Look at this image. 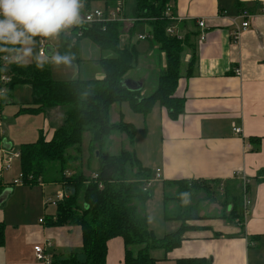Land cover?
Here are the masks:
<instances>
[{"label":"crops","instance_id":"obj_1","mask_svg":"<svg viewBox=\"0 0 264 264\" xmlns=\"http://www.w3.org/2000/svg\"><path fill=\"white\" fill-rule=\"evenodd\" d=\"M88 1L91 11L100 10L93 9L96 8L94 1L105 7L100 10L103 12H112L117 7L107 8L106 0ZM122 1L118 7L122 10L119 16L126 20L122 30V44L125 45L128 43L126 39L132 34L130 32L135 18L134 9L132 16L127 17V0ZM244 12L250 16L251 26L239 39L234 40L233 34L240 28L243 21L241 15ZM171 14L179 23L177 30L180 37L191 32H196L199 36L195 38L196 62L191 75L182 76L175 92L176 98L184 100L181 115L172 120L167 110L156 104L149 116H144L147 117L146 122L149 119L148 124L151 122L161 135L159 160L154 168L146 166L154 169L151 170L153 178L155 177L147 186L151 193L148 202L155 206L154 199H158L154 213L147 215L149 227L158 239H162L181 226L180 221H167L165 218L164 194L174 195V190L165 189V182L215 181L221 183L222 189L226 182H238L244 190L248 185L249 193L244 199H250L251 205L243 222H234L229 217L231 200L228 202L221 189L215 196L218 202L198 206L199 220L185 222L187 226L195 228L185 231V240L180 247L168 253L164 249H156L150 254L158 260L157 264H176L177 260L187 258H206L208 264H264V0H176L171 6ZM202 20L205 21L204 28L198 26V22ZM203 32L206 39L201 42L200 36ZM61 34L58 45L55 44L56 38L54 42L48 39L47 60L59 53L63 43ZM63 34L66 41L73 37L74 41L70 44L76 48V56L70 65L55 64L54 76L69 68H77L78 71L83 62L88 61L93 66L96 77H99L98 80L103 79L99 61L110 54L102 53L97 47L94 57L83 61L79 51L91 49L87 43L90 40H78L73 34ZM139 36L147 34L140 33L138 39ZM140 41L144 43L136 44L139 50L138 61L124 81L132 82L131 86L137 82L142 83L140 92L145 97L156 90L157 78L161 67L164 70L165 65L157 46L153 48L148 41ZM34 46L37 49V43ZM36 54L39 57L38 50ZM35 62L38 60L32 56L26 64ZM8 64H4L0 58V77L2 71L8 70ZM184 72L185 67L183 74ZM18 90L19 87L11 95ZM7 92L6 90L5 94ZM5 94H0V108L4 104ZM18 106L20 108L15 117L8 118L10 112H6V109L0 112V170L9 147L12 152L15 145L32 143L27 142L31 139L28 138L29 134L32 137L34 134L39 138L42 135L50 139L64 122L65 107L52 108L39 115H29L20 113L22 107H26L25 104L20 102ZM4 115L8 120H3ZM28 116H34L29 117L33 118V127L31 131L28 128L21 130L24 126L22 119ZM234 128L241 129V134H236ZM252 138L260 139L258 150L250 142ZM158 170L160 178L156 179ZM15 177H11L6 171L0 179V224L5 225V242L0 247V264H48L37 260L34 252L35 247H44L48 242L52 244L46 251L49 264H59V261L67 259L71 254L79 256L78 251L82 248L79 227L48 228L40 222L46 216L56 214V207L49 212V205H45V200L51 197L50 192L57 189L48 188L46 184L16 187ZM242 179H246L245 185L241 182ZM55 185L61 187L59 184ZM232 186L233 184L229 187ZM226 201L230 203L227 213L220 205ZM170 208L173 212L175 203H171ZM31 210L38 215L37 221L33 223L28 220ZM124 258L123 240H110L106 264H124Z\"/></svg>","mask_w":264,"mask_h":264},{"label":"trees","instance_id":"obj_2","mask_svg":"<svg viewBox=\"0 0 264 264\" xmlns=\"http://www.w3.org/2000/svg\"><path fill=\"white\" fill-rule=\"evenodd\" d=\"M175 1L135 0L133 17L136 20L132 29L139 23L150 26L145 40L153 48L157 46L165 65L157 78L156 90L149 96L130 92L122 85L139 58L136 44H122L123 22L95 23L86 27L83 36L77 38L88 39L101 51L110 54L99 61L104 74L101 80L55 79V63L50 59L42 67L38 66V62L23 65L9 63L8 70L1 72L2 76L9 78L5 85L8 92L4 98L18 87H29L31 90L32 101L29 106L22 107L20 113L39 115L52 108H66L64 122L51 139L41 135L36 142L21 144L19 148L20 180L24 186L59 184L67 195L57 203L56 214L45 217L44 226H76L81 229V250L85 260L81 261L77 254H71L59 264H106L108 242L115 238H121L124 242V264H157L158 260L151 256V251L164 249L168 253L180 247L185 240V231L195 228L187 226L185 222L200 219L198 205L189 204L192 196L203 190L210 202H218L215 196L222 189L220 182H165V189L174 190V195L164 194L165 218L167 221H180L181 226L177 231L158 239L149 227L145 213V205L151 199L147 186L153 179L152 170L142 164L134 151L122 150L118 155H112L103 150V143L115 133L126 135L130 143L139 133L145 134L144 130L138 131L134 125L124 122L122 116L119 122L113 123L110 111L115 104L127 102L133 112L143 116H147L158 104L167 110L172 120H176L183 111L184 100L176 98L175 92L182 76L191 75L196 62L195 38L199 35L196 32L183 37L178 35L177 28L180 26L171 14V6ZM122 2L106 0V7H118ZM168 9L170 15L167 14ZM82 11H91L88 0H84ZM132 29L130 33L134 32ZM168 29H173V34L168 33ZM60 38H63V33ZM70 38L67 43L63 39L58 54H69L74 60L76 48L70 44L74 41L72 36ZM39 39L34 38V43ZM84 133L91 136L88 162H98L96 179L86 176L82 171L68 169L73 161L68 151L75 149L81 152ZM250 142L258 150L260 139L252 138ZM229 184H233L232 188ZM223 186L221 192L228 202L231 200L232 205L229 217L241 224L244 220V196L249 193V187L246 185L244 190L238 182H226ZM184 193L187 196H182ZM228 202L220 203L225 213L230 204ZM171 203H175L173 212ZM4 242L5 225L2 223L0 247ZM176 264H208V261L206 258H187L177 260Z\"/></svg>","mask_w":264,"mask_h":264},{"label":"rangeland","instance_id":"obj_3","mask_svg":"<svg viewBox=\"0 0 264 264\" xmlns=\"http://www.w3.org/2000/svg\"><path fill=\"white\" fill-rule=\"evenodd\" d=\"M94 6L96 8H93V9H97V8L100 10L105 9V7L102 4H99V2L96 3V1H94ZM134 6H135V0H127L126 1L125 13H126L127 17L132 16L131 13L133 12ZM119 18H121V17L118 16V19ZM149 30H150V26L147 25L146 23L136 24V28H135L134 32L126 40H128V42L130 41L131 43H134V44H139V43L142 44L144 42L140 41L137 38V36L140 33L148 34ZM59 35H57L55 37L56 38L55 44H57V45L59 44V41H58ZM62 39H64L66 41L64 34H63ZM49 40L53 41L54 38L49 39ZM87 43L90 45L91 49L87 48V49H84V51H82V52L79 51V55L81 57V60H83V61H86L88 59H92L94 57V55L96 54L95 49H97V46L94 45L90 41H87ZM37 50L38 49H36V46H34V44H33L32 56L33 57L35 56L36 59H37V54H36ZM93 50H94V52H93ZM98 53H100V52H98ZM102 53L106 54L107 52L102 51ZM160 72H163L162 67H161ZM96 76L97 75L95 73L93 66L88 64V61H87V62H83V65H81L80 70L77 71V68H74V70L71 68H69V70H63V71L61 70L59 72V75L56 74L54 76V78L60 79V80L99 79V77H96ZM27 91H29V94L27 93ZM10 100H12L11 104L9 103ZM31 101H32V96H31L30 88L20 87L18 91H15L12 95H9L7 98H4V104L1 106L0 112H2L3 109H6V112H8V111L10 112V116L8 118L15 117V114L18 112V110L20 108L18 106V104L20 102H22L26 106H29L30 105L29 103H31ZM133 111L134 110L132 109V107L130 105H128L127 102L121 103V105L115 104L111 107L110 117H111L112 122L115 123V122H119L120 116H122L124 122L134 123V125L136 126L135 129L138 131L144 130L145 134L142 135L139 133L140 135L138 134V136L136 137L134 142L130 143V141L126 135L115 133L111 137L107 138L106 141L103 143L104 144L103 150H104V152H108L112 155H118L122 150H128V151H134L135 150L138 159L139 160L141 159V161L143 162L145 167L151 166L154 168L157 160H159L158 159L159 149H160L159 144H160L161 135L159 134V131L157 129H154V126L151 122H150V125L148 124L149 119H148V123L146 122L145 119L149 115L145 118L142 114H137ZM29 117H34V116H28V118L22 119L24 126H23V128H21V130H24V128L26 130L28 128V130L31 131V128L33 127V124L31 121L33 120V118H29ZM8 118L5 117V115H4L3 120H5V119L8 120ZM28 138H31V139H29L27 142H36L39 139L38 135L34 136V134H33V137H32V134H29ZM90 138H91V136L89 133H84L83 139H82V144H81V152H78L75 149H70L68 151V154H70L73 157V161L68 165V169L70 171H73V172L82 171L88 177H92L93 174H97V171L99 168L98 162L96 160H92L90 163L88 162L89 157L91 155ZM50 139H51V137H50ZM19 148H20L19 145H15L13 148V151H12L13 154L18 153ZM153 168H151V169L154 170ZM4 172H6V171H4ZM8 172H9V175L11 177L16 176L15 177L16 181L20 180L21 175H19L20 174V160H19V158H15L13 160L12 166L8 170ZM154 180H155V177L152 179V181H154ZM15 186L16 187H18V186L22 187V186H24V184L22 183V180H20V183L16 184ZM46 186L48 188L57 189L56 191H53V193L50 192V194H49V195H51L50 198H53L54 200H56L57 195L60 192H62V190H61L62 188L59 187L58 185H55V184H46ZM148 203H147L148 206H147V204L145 205V211H146L145 213H146V215L150 216L149 214H153L154 210L156 209V204L158 203V199L157 198L154 199L153 203H155L154 204L155 206H153V204H150V202H148ZM189 204L193 205V206L194 205H198V206L200 205L203 207L204 204H211V202L207 199V194L202 190V191H198L197 193H195V195L192 196L191 201H189ZM17 207L21 208L20 206H17ZM157 207H158V205H157ZM54 208H55V206L49 205L48 206L49 212ZM208 208L210 209L209 206H208ZM207 212H209V210H207ZM37 219H38V215H36L31 210L30 214L28 215L29 222L33 223V222L37 221ZM78 252H79L78 253L79 259L81 261H84L85 256H84L82 250H80Z\"/></svg>","mask_w":264,"mask_h":264},{"label":"clouds","instance_id":"obj_4","mask_svg":"<svg viewBox=\"0 0 264 264\" xmlns=\"http://www.w3.org/2000/svg\"><path fill=\"white\" fill-rule=\"evenodd\" d=\"M83 6L84 0H0V58L26 64L32 58L34 38L52 39L79 25ZM37 60L40 67L49 62L43 57ZM72 60L69 54L51 57L56 65L67 66Z\"/></svg>","mask_w":264,"mask_h":264},{"label":"built area","instance_id":"obj_5","mask_svg":"<svg viewBox=\"0 0 264 264\" xmlns=\"http://www.w3.org/2000/svg\"><path fill=\"white\" fill-rule=\"evenodd\" d=\"M84 9H81V22L79 25L73 26L72 28H70L67 31H63L61 33H70L73 34V32L75 33V36L77 38H81L83 36V31L86 27H89L95 23H110V22H125L126 20L124 18H119L118 16L121 15L122 10L121 8H116L114 11L112 12H108L107 14H105V12L100 11V10H92V11H82ZM167 14L170 15V9H168ZM241 18L243 19L240 28H237L236 32L233 34V39L237 40L240 38V36L245 33L251 26V20H250V16L248 15V13L244 12L241 15ZM198 26L200 28H204L205 27V21H199L198 22ZM168 33L173 34V29H168ZM147 38V36H139V40H145ZM200 41L204 42L206 39V35L203 32L200 36ZM48 46V39H44V38H40L37 42V49H38V55L39 57H43L46 58L47 57V53H46V49ZM1 61L4 64H7V62L1 58ZM237 73L239 74V71H237ZM9 82V78L8 76H1L0 77V90H2V94L6 93V88L5 85ZM2 127V124L0 123V128ZM233 131L236 134H241V129L239 128H234ZM19 153H15L13 154V152L6 150V155L3 158V162H2V168L0 170V179L2 177V173L4 171H8L13 163V160L15 158H19ZM159 170L157 171V175H156V179L160 178V174H159ZM69 175V174H68ZM98 176L97 174H93L92 178L96 179ZM241 182L245 185L247 183L246 179H242ZM20 180H17L14 182V185L19 184ZM151 183V181H149V184ZM67 195L62 191L57 195V199L54 200L53 198H47L45 200V205H53L56 207L57 203L66 198ZM251 205V201L250 199H248L247 197H245L244 199V215H247L248 212V208ZM41 223H43V220H40ZM52 247V244L50 242L46 243V245L44 247L42 246H37L34 248V252H35V257L37 260L39 261H45L49 264V262L47 261V255H46V251L48 248Z\"/></svg>","mask_w":264,"mask_h":264},{"label":"water","instance_id":"obj_6","mask_svg":"<svg viewBox=\"0 0 264 264\" xmlns=\"http://www.w3.org/2000/svg\"><path fill=\"white\" fill-rule=\"evenodd\" d=\"M130 83H132V82H130V81H123L122 82V85H123L124 88H126L130 92H140L141 91L142 83L137 82L133 86H131ZM3 144L5 145V143H3ZM8 150H10V147H9Z\"/></svg>","mask_w":264,"mask_h":264}]
</instances>
